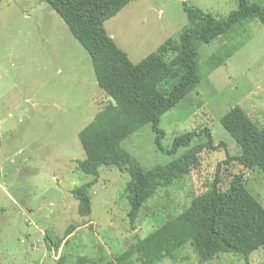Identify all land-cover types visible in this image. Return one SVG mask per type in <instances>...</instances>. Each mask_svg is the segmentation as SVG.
Masks as SVG:
<instances>
[{
    "label": "rangeland",
    "instance_id": "obj_1",
    "mask_svg": "<svg viewBox=\"0 0 264 264\" xmlns=\"http://www.w3.org/2000/svg\"><path fill=\"white\" fill-rule=\"evenodd\" d=\"M216 18L238 8V0H187ZM263 6L264 0H252ZM184 0H132L105 29L133 63L159 53L171 40L178 47L191 24ZM200 84L161 118L163 146L199 131L175 154L155 144L150 123L94 156L118 157L99 167L90 190L92 212L82 215L71 190L94 179L81 168L87 155L80 132L110 102L99 86L91 57L47 0H0V264H107L168 220L178 216L219 175L227 187L241 174L264 207V174L236 159L241 148L221 118L242 107L264 128V25L249 20L200 46ZM175 49L164 53L170 61ZM209 133V134H208ZM197 160L191 171L159 186L134 222L129 217L133 173L163 178L172 161ZM230 159L229 163H225ZM221 164V165H220ZM220 166V167H219ZM264 264V247L250 255ZM158 264H200L191 245L176 260ZM205 264H246L232 253Z\"/></svg>",
    "mask_w": 264,
    "mask_h": 264
},
{
    "label": "trees",
    "instance_id": "obj_2",
    "mask_svg": "<svg viewBox=\"0 0 264 264\" xmlns=\"http://www.w3.org/2000/svg\"><path fill=\"white\" fill-rule=\"evenodd\" d=\"M131 1L47 0L89 53L98 84L112 99L79 134L87 155V163H82L81 168L94 176L93 180L71 190L84 216L92 212L89 190L98 182L101 164L124 169V162L118 157L104 155L97 159L93 154L95 148L125 139L148 123L152 125L155 144L161 151L175 154L179 148L188 147L201 132L190 131L177 136L172 149L167 150L162 143L165 132L159 124L167 111L200 84V46L234 32L249 20L258 19L264 25V5L252 0H238V8L220 19L184 0L191 25L183 31L179 46L174 48L169 40L159 53H151L139 63H133L104 27L107 20ZM169 49L177 52L170 61L164 57ZM221 123L240 145L241 153L236 158L239 163L264 174V128L256 126L240 106L227 112ZM229 162L230 159L225 163ZM197 163L190 159L172 161L170 171L163 178H148L142 169L136 170L129 197L131 221H135L159 186L172 184ZM188 244L198 253L200 264L224 253L239 255L246 264H251L250 255L264 247V207L248 190L243 175H235L225 188L217 175L190 207L107 264H158L164 259L176 260L180 250ZM86 262L85 256L78 259V264Z\"/></svg>",
    "mask_w": 264,
    "mask_h": 264
}]
</instances>
